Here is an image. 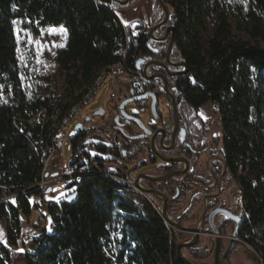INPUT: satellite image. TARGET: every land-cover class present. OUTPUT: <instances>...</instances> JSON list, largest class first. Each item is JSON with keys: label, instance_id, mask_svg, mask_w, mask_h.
<instances>
[{"label": "trees", "instance_id": "16d2710c", "mask_svg": "<svg viewBox=\"0 0 264 264\" xmlns=\"http://www.w3.org/2000/svg\"><path fill=\"white\" fill-rule=\"evenodd\" d=\"M137 1L122 6L115 0H0V221L9 242V246L0 244V264H113L104 251V241L118 230L122 231L124 246L119 264L125 262L126 255V264H182L176 243L170 240L169 230L155 210L146 202L142 215L133 204L135 192L98 174L105 167L101 156L108 149L97 136L85 144L96 173L73 182L79 194L77 201L38 203L42 150L51 144L50 127L57 111L75 103V95L108 66L121 63L128 75L145 81L144 66L139 68L141 57L166 63L169 40L160 42L150 35L164 12L155 14L152 27L139 24L136 36L117 16V11ZM164 1L170 18L155 35L162 37L168 27L175 28L171 60L184 62L186 73L169 76L154 67L150 74L165 75L176 98L181 125L191 116L202 124L198 117L201 107L218 105L228 166L234 173L236 165L242 163L246 171L235 184L242 194V236L250 242L258 239L264 252V47L260 45L264 43V0ZM231 20L247 39L235 37ZM61 26L66 29L67 43L57 53L56 62L64 78L63 93L31 95L18 58L17 29L21 27L37 38L41 29ZM172 70L181 72L183 68ZM147 84L158 100L165 96L161 81ZM70 99L72 102L67 103ZM142 107L145 109L147 103ZM43 110L47 111L46 124L31 123ZM203 127L204 133L208 132L204 123ZM186 130L190 135L192 129ZM78 139L75 136L71 146ZM92 150L100 156H94ZM178 168L171 164L163 173ZM184 189L180 187L182 195ZM33 197L37 199L35 208L52 218L55 233L41 229L33 238L35 252H16L14 247L19 246L22 235L21 215L31 214ZM180 220L193 223L194 209ZM187 251L200 261L210 254L202 242Z\"/></svg>", "mask_w": 264, "mask_h": 264}, {"label": "rangeland", "instance_id": "374dc122", "mask_svg": "<svg viewBox=\"0 0 264 264\" xmlns=\"http://www.w3.org/2000/svg\"><path fill=\"white\" fill-rule=\"evenodd\" d=\"M159 11L163 12L157 0H138L137 2L132 4L129 8H125L117 11V16L122 24L131 27L130 31H133V29H135V31L138 33L137 26L139 24H145L149 27H152L154 16ZM231 22L235 37L247 39L248 37L246 33L238 30V26L236 22L234 20H231ZM59 28L60 27H58L57 29ZM18 31L21 37L20 43H18V58L20 65L24 69V72L26 74L24 78L26 80V87L28 89V93L32 95L33 93L38 92L47 97H49L52 93H57V95L62 94L64 90V78L56 62V55L61 49H63L66 46L67 33L65 38V34L62 33L48 34V31L44 30L43 34H40L37 38L32 37L33 39H38L42 45L47 46L43 49L39 57H37L35 47L27 43V37L24 35V33L27 31L22 29L21 27L17 29V32ZM59 44H63L64 47H54V45H59ZM260 45L264 47V43H260ZM49 48L51 49V51L48 50ZM52 53H55V55H53ZM129 77L131 76L130 75L125 76L124 77L125 81L120 83L125 88V91ZM250 79H251V74H250ZM130 84L131 82H129L126 91V93L129 95V98L131 97L129 91ZM111 99H112V93H109V91H106L105 89L102 90V92L96 97L95 101L87 106V108L83 112L84 117L93 114L96 110L100 109L102 106H106V104H109L108 109L112 112L113 118L114 117L116 118V116L119 113L115 109V104L111 102ZM69 101L70 100H68L67 103H69ZM169 108L170 105L167 97L163 96L159 98L158 111L161 114L162 122L164 125H170ZM143 109H144L143 107H139L136 103H130L126 107L127 113L129 115H134L138 117L139 122L145 127L151 124L157 125V122L155 121L151 112V102L147 104V107L144 110ZM198 117L209 129V132L207 134L208 138L211 141L215 142L216 145L222 147L223 129L222 126L220 125L221 119H220L219 110L215 109L212 106V104H207L201 107V109L198 112ZM115 125L119 129L123 130L130 137L137 138L143 136V132L137 127L135 123H129V125H127L126 127H120L115 120ZM76 127H77L76 123H73L71 127L61 132L60 142L55 154V160L51 166L50 172H48L47 176L45 177L46 179H48L49 177H53V178L63 177L67 174L72 157L70 147L72 140L76 136ZM94 153H95L94 156H98V157L100 156L97 152ZM152 157L154 158V152ZM152 157H144V158L150 159ZM141 159L142 158L133 162L131 164L130 170ZM204 161H205L204 159L200 161L198 170L195 174L196 177L203 173L202 171L204 170ZM152 169H154V167L149 166L145 168V171H150ZM135 176L136 175H133V179H135ZM74 181H75L74 179H65L63 181L54 182V184L52 185V189H57V191H52L55 197V199L52 202L55 204H59L65 200H68V202L71 204L75 203L78 199V195H77V186L74 185L73 183ZM61 193H64L65 195H61ZM57 197L59 198L58 202L56 199ZM4 200H6V198H4ZM36 202L37 199L33 197L31 199V204H32L31 214L29 216L21 215V220L23 222L22 235L19 241L20 247L19 246L14 247V250L16 252H23V253L35 252L36 248L34 246L33 238H35L39 234L38 231H40L41 229H46L48 234L55 233L52 218L46 212L43 211L42 213V215L44 216V220L43 221L40 220L38 213L35 211ZM188 205L189 203L187 204V206ZM187 206L185 207L183 213L177 214L179 218H177V216L175 218L173 217L179 224H182L183 226L189 225L185 221L182 220L181 222L180 220V218L182 219L183 217H185V215L189 213V211L186 210ZM190 208L191 210L194 209L195 218H196L197 212L199 211V205L197 204L193 205L192 202ZM158 209L160 208L158 207ZM49 229H51V231H49ZM172 231H173V240L177 244L179 241L178 238L176 237L177 230L174 229ZM0 232H2V236H0V244L4 246H9L8 238L5 231V225L2 221H0ZM187 236L188 235L186 234L185 235L186 240H187ZM23 243L25 249L21 247ZM204 243H202V245ZM210 248L211 247H209V249ZM241 248L243 249V251L245 252L248 258L254 256L242 244H241ZM184 253L188 257L198 261L200 264H212L208 258H207L208 261L207 259L202 261L195 259L193 255H191L189 251H187V249L184 250ZM16 264H24V263L22 261H19Z\"/></svg>", "mask_w": 264, "mask_h": 264}, {"label": "built area", "instance_id": "2783aa9c", "mask_svg": "<svg viewBox=\"0 0 264 264\" xmlns=\"http://www.w3.org/2000/svg\"><path fill=\"white\" fill-rule=\"evenodd\" d=\"M130 32H132L131 34L134 36L138 34L135 29ZM121 53L124 55L125 50H122ZM125 76H128V74L121 63H116L102 69L85 85L82 91L75 95L74 99H77L75 103H72L69 107V104H67L65 108L57 111L53 117V122L50 127L53 132L51 144L49 147H44L42 150V156L44 157L43 178L41 183L37 185V188H40L41 190V195L38 198L39 204L48 205L53 203L52 201L55 197L53 192L50 190H52L54 182L63 181L65 179L80 181L82 177L96 173L92 169L90 161L86 156L87 149L85 148V144L88 138L97 136L104 141V144L108 149L107 153L101 156L105 162V167L102 171H99L98 174L113 179L122 186L127 187L130 191L135 192L136 198L134 199L133 204L142 215H144L143 205L147 202L161 217L160 209H158L149 196L138 190L133 181L129 178L130 168L133 162L140 158L152 157L153 150L150 138L131 140L123 130L119 129L115 125V117L113 118L112 112L108 109L109 104L100 108L104 110L103 116H94L91 114L84 117L83 112L87 106L90 103H93L96 97L104 89L109 91V93H112L111 102L115 104V109L119 113L121 104L129 98V95L126 93L129 82L137 83L140 80L137 76L129 77L125 91V88L120 84L125 81ZM146 90L150 93H155V90L151 87H148ZM72 100L73 99H70L69 103H71ZM212 106L218 110V105L216 103H213ZM86 117H89L88 121L86 120ZM46 119L47 111L43 110L31 123L36 122L44 126L47 121ZM73 123H76L77 126L79 125L80 128L76 131V137H79V139L77 140L75 146L70 147L72 157L69 170L63 177H49L46 179L45 177L48 172H50L51 166L55 160V154L60 142V134L67 128L71 127ZM220 125L222 126L221 123ZM224 138L223 132L222 147L224 156L226 157ZM92 151L94 152V150ZM229 175L234 181L231 195L235 199H239L242 195L241 189L235 184L238 178L246 176L244 165L242 163H238L235 167L234 173L230 170ZM117 193L123 196L122 191L118 190ZM77 195H79L78 192ZM65 201L68 202V200ZM35 211L38 213L40 220L43 221L44 216L42 215V211L39 208H36ZM165 225L169 230L170 240L172 241V230H174V228H171L166 223ZM122 237V231L118 230L112 233L104 241L106 244L104 251L112 260L113 264H119L120 252L124 250V246L121 244ZM237 241L241 243L250 253H252L260 264H264V252L259 246L262 245V243L258 239H253L250 242L245 240L243 236H240L237 238ZM124 261L125 262L121 264H126L127 255L125 256Z\"/></svg>", "mask_w": 264, "mask_h": 264}, {"label": "flooded vegetation", "instance_id": "af4514ba", "mask_svg": "<svg viewBox=\"0 0 264 264\" xmlns=\"http://www.w3.org/2000/svg\"><path fill=\"white\" fill-rule=\"evenodd\" d=\"M169 40V38L167 39ZM147 82L144 80H139V82L134 84V91H135V97L140 98L144 94H146L148 91L146 90L148 88ZM145 90V92H144ZM143 102L149 103L150 100L146 101H138L136 104L139 107H142ZM170 108L169 113L171 111V100H168ZM157 110H158V101H157ZM172 112V111H171ZM159 113V111H158ZM134 119L138 120V117L132 115ZM170 116V115H169ZM139 121V120H138ZM130 123H133V120L129 121ZM117 123V122H116ZM120 127H126L127 124H125V121H120L117 123ZM173 125V114H172V120L170 118V125H164L162 122V117L160 116L159 124L154 125L151 124L148 127L155 130L156 127H164L166 128L168 134L165 138V146H170L172 143V133H171V127ZM196 126V128H195ZM186 129H192V132L190 131V135H188V131ZM180 130L184 131V137L182 138L180 136ZM204 127L203 123H199L197 120H192V116L189 117L183 125L179 122V131H178V139L177 144L174 150L172 151H165L161 150L162 155L165 158H176V157H182L187 160L189 163V168L187 175L179 176L173 178L176 181H166V182H154L150 181L148 179H142L141 185L149 190L157 192L158 195L164 196L167 199V212L171 217H176L177 214L183 213L185 207L190 201L191 195L195 190L202 191V194H199L196 196L193 200V205L197 204L199 205V211L197 212L195 221L193 223H190L187 226H182L184 228H195L198 224L199 217L201 213L203 212L205 203L207 204V211L204 216V219L202 221V233L203 236H201L198 244L201 242L210 248V254L207 257L212 264H214V249L216 246L215 237L212 235L209 225V216L211 212L215 209L219 210V215L217 216L215 220V226L218 230L219 237H221V252L219 256V264H260L255 258L253 257H247L243 249L241 248V244L237 241L236 238V244L233 246L229 256L227 259L223 260L224 255L227 253V251L230 249L231 246V237L237 227V223L233 220H227L225 218V215L223 214L224 210H228L229 212L233 213L234 215L238 216L244 225V217L243 212L239 208V199H235L231 195L232 186L234 185V181L229 175L230 168L228 166V162L226 160V157L223 153V147L216 145L215 142L211 141L207 134L209 132L204 133ZM162 136L157 137V143L160 144ZM176 152V153H174ZM204 159V170L201 175L195 176L200 161ZM141 160H145L146 162L142 165V167L134 174L136 175L135 178L142 173H147L151 176H164L168 174L169 172L163 173V170H165V167L171 164H164L162 165L161 160L155 161L154 158L146 159L142 158ZM161 164L162 166L157 169V165ZM179 165V168L175 171H181L183 170L184 166L183 164H174ZM152 166L154 169L150 171H145V168ZM180 187L185 188L184 189V195L181 194ZM178 190V194H177ZM177 195V196H176ZM151 200L157 205L159 208H161L163 201L160 197L148 195ZM207 198V199H205ZM191 208L187 211H190ZM177 218H179L177 216ZM242 230V228H241ZM239 232V236H242V232ZM192 235L189 234L187 236V240L191 239ZM197 244V245H198ZM196 245V246H197ZM194 248V247H193ZM207 259V261H208Z\"/></svg>", "mask_w": 264, "mask_h": 264}, {"label": "water", "instance_id": "95a60500", "mask_svg": "<svg viewBox=\"0 0 264 264\" xmlns=\"http://www.w3.org/2000/svg\"><path fill=\"white\" fill-rule=\"evenodd\" d=\"M115 1L122 6H126L134 0H115ZM157 2L164 12V18L162 19V21H160L158 24H156L155 26H153L151 28L150 35L153 37V39L160 41V42H164L169 38V44H168V48L166 51V63L155 62V61H152V59L150 57H146V58L140 59L139 68H141V66H144V68H143V79H145V81H147V82H151L153 80L161 81L165 96L171 100V104H172L171 111L173 114V125L171 127L172 143L168 147L165 146V144H164L165 138L168 134L166 128L156 127L155 130H153V129L149 128L148 126L145 127L137 119H134V117L132 115H129L127 113L126 107L128 104L136 103L139 100L140 101L150 100L151 101L152 115H153L155 121L157 122V124L160 121V115H159L158 110H157V101H158L157 97L155 96L154 93H146L140 98L135 97V91H134L135 82H131L130 88H129L131 97L128 98L126 101H124L121 104L119 114L116 116L115 120L117 123L124 120L125 124H127V125H129L130 120L131 121L133 120V123H135L137 125V127L143 132V136L137 137V138L129 136V138L131 140L150 138L151 146H152V149L154 152V160L155 161L161 160L162 165H164V164H183L184 168L181 171L170 172V173H168L164 176H160V177L151 176V175H148L147 173H142V174H139L135 179H133V175L146 162L145 160H140L130 170L129 178L133 181L136 188L138 190H140L142 193H144L146 195L157 196V197H160L162 199L163 204L160 208L161 218L167 225H169L171 228H174L177 230L176 237L178 238L179 241L176 244V254H177V258H178L179 262L182 264H200L198 261L188 257L184 253V250L185 249H191V248L195 247L198 244L201 236H203L202 221H203L204 216H205L206 211H207V204L205 203L203 212L200 215L197 226L195 228H191V229L184 228L173 217H171L169 215V213L167 212V199H166V197L158 195L157 192L146 189L141 185L142 179H148V180L154 181V182H166V181H169L175 177L187 175V172H188L187 170L189 168V163L187 162L186 159H184L182 157L165 158L161 153V150L172 151L176 147L177 139H178V131H179V112H178V107L176 104V98L167 86V81H166L165 75L163 73L149 74V71L151 68L159 67V68L163 69L169 76H179V75L186 73V64L184 62L175 63L171 60V53H172V50H173L174 44H175V28L174 27H168L162 37L158 38L155 35L156 32L160 28H162L163 26L166 25V23L168 22V20L170 18V10H169L168 6L166 5L165 1L164 0H157ZM172 68H183V70L181 72H175L172 70ZM93 115L94 116H103L104 110L99 109V110L95 111L93 113ZM86 120L88 121L89 117H86ZM79 128H80V126L78 125L76 127V131ZM159 135L162 136V138H161L160 144L158 145L156 139ZM180 136L182 138L184 137V131L183 130H180ZM162 165L159 164V165H157L156 168L159 169ZM177 194H178V190H177ZM199 194H202V191L195 190L192 193L189 205L187 206L186 210H188L190 208L194 198L196 196H198ZM205 199H207V198H205ZM219 214H220L219 210L215 209L211 212V214L209 216L210 230H211L212 235L216 238L215 239L216 246H215L214 255H213L214 264H219V256H220V252H221V240L222 239H221V237H219L218 230L215 226V220ZM223 214L225 215V218L227 220H233L237 223V227H236V229H235V231L231 237L230 249L227 251V253L223 257V260H225L228 258L233 246L236 244V238H238L239 232H240L241 228L243 227V222L238 216L234 215L233 213L229 212L228 210H224ZM186 234L187 235L191 234L192 238L189 240H186L185 239Z\"/></svg>", "mask_w": 264, "mask_h": 264}, {"label": "snow or ice", "instance_id": "6c2138e0", "mask_svg": "<svg viewBox=\"0 0 264 264\" xmlns=\"http://www.w3.org/2000/svg\"><path fill=\"white\" fill-rule=\"evenodd\" d=\"M41 34H43L44 30L41 29ZM48 34H55V33H62L65 34V38H66V29L61 26L59 29L57 28H50L47 30ZM24 35L27 37V43L29 45H33L36 49V55L37 57H39V55L41 54V52L43 51V49L45 47H47L46 45H42L41 42L38 39H33L32 38V34L30 32H25ZM21 37H20V33L19 31L17 32V43H20ZM54 47H64L63 44H59V45H54ZM49 51H51V49H48ZM53 55H55V53H52ZM0 88H3V85H0ZM74 134V133H73ZM95 155V153L93 154ZM50 191H57V189H52ZM61 195H65L64 193H61ZM57 202L59 201V198L57 197ZM14 203V201H13ZM49 231H51V229H49ZM0 236H2V232H0ZM6 243V241H5ZM22 251V250H21Z\"/></svg>", "mask_w": 264, "mask_h": 264}, {"label": "crops", "instance_id": "0c3cea01", "mask_svg": "<svg viewBox=\"0 0 264 264\" xmlns=\"http://www.w3.org/2000/svg\"><path fill=\"white\" fill-rule=\"evenodd\" d=\"M36 209V208H35Z\"/></svg>", "mask_w": 264, "mask_h": 264}]
</instances>
